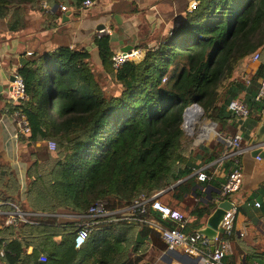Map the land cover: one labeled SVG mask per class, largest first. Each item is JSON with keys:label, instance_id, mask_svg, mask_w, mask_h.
I'll use <instances>...</instances> for the list:
<instances>
[{"label": "trees", "instance_id": "1", "mask_svg": "<svg viewBox=\"0 0 264 264\" xmlns=\"http://www.w3.org/2000/svg\"><path fill=\"white\" fill-rule=\"evenodd\" d=\"M82 1L0 0V18L14 34L28 25L27 6L58 17L54 5L77 11ZM197 2L192 11L187 10L189 2L179 6L185 17L152 48L143 46L138 63L113 67L110 35L95 37L108 82L98 79L85 48L63 44L51 51L23 53L17 71L28 97L19 103L6 99L5 113L20 109L27 118L30 132L19 134V142L42 143L31 155L26 197L0 195L5 210L13 209L7 204L13 202L29 212L32 221L0 228V264H35L41 252L48 259L43 264H139L147 237L155 233L147 224L99 222L75 248L76 224L83 220L77 215L97 200L106 201L110 210L124 209L140 193L149 197L167 192L182 199L193 185L196 160L204 164L217 155L216 150L193 146L185 136L183 113L192 103L203 108L220 132L231 134L249 126L246 120L241 125L237 119L230 121L236 118L227 110L233 98L243 94L249 120L252 109L264 108V102L255 99L259 78H264V0ZM256 51L262 57L255 68L237 70ZM49 140L55 143L52 151L46 145ZM5 182L10 188V180ZM0 184L4 186V180ZM212 208L209 203L196 205L191 213L198 221ZM152 214L149 209L147 215ZM165 224L174 226L171 221ZM29 245L32 254L26 252ZM227 255L225 263L234 264ZM255 257L257 253L248 259Z\"/></svg>", "mask_w": 264, "mask_h": 264}, {"label": "crops", "instance_id": "2", "mask_svg": "<svg viewBox=\"0 0 264 264\" xmlns=\"http://www.w3.org/2000/svg\"><path fill=\"white\" fill-rule=\"evenodd\" d=\"M190 1L99 0L95 6L77 11H72L66 5V11H70V13L65 19L62 18V14L66 11L63 13L60 6H54L59 10L58 17L27 6L25 14L28 25L14 34L8 31L6 19L0 18V85L3 86L0 91V169L2 170L0 183L4 180V186L0 184V195L2 192H7V195L18 198L20 196L21 199L26 197V182L32 176L28 172L33 160L31 155L34 147L42 143L39 140L35 144H27L19 142L18 138L15 139V124L11 115L5 113L7 99L5 89L11 82L13 71L19 67L20 57L24 55L23 53L26 55L27 52L51 51L63 44H68L73 49L85 48L89 51V60L94 72L106 77L108 74L104 71L97 47L93 44L99 29H110L108 35H110V46L114 53L123 51L124 47H128V50L143 46L152 48L158 40L161 41L171 32V27L185 17L184 10L179 6H184ZM100 25L103 26L100 27ZM261 57L262 55H260ZM257 63L258 60L253 61L249 57L248 60L245 59L238 64L237 70H253ZM201 115H198V118L193 119L190 123H186L185 126L182 124V127H188L191 130L195 124L202 121ZM230 121L236 122V118ZM246 121L249 122L248 127L243 129L239 127L242 141L241 152L237 156L242 172V182L239 189L230 196L237 213L234 232L228 236L229 249L226 260H229V255H232L234 264H239L241 261L244 264L253 263V261L257 264V261L263 260L262 256H264V108L261 110L252 109L250 120L248 117ZM213 127L210 122L198 126L197 139L195 140V142L207 140L202 145L205 148L204 151H217V155L204 164H200V159L196 160L199 167L194 171L202 169L206 173L207 179L199 180L194 172L193 185L182 199L173 197L172 193L157 194L165 204L189 215L186 233H193L205 226L208 215L197 221L191 210L196 205L201 206L205 203L213 204L212 210L216 207L214 202L219 198L222 184L232 167V161L222 157L226 149L224 138L232 134L221 132L217 137ZM215 139L219 145L216 144ZM48 142L46 141L48 151H52L53 148L49 147ZM215 146L217 149H213ZM257 155L261 157L257 158ZM38 163L40 171L39 168L42 164L40 161ZM7 180H10V188L6 185L5 181ZM255 202H258L259 205L256 206ZM5 212L9 211L2 207L0 228L5 226ZM152 215L162 225L167 226L165 224L167 220L159 219L156 213ZM152 230L155 233L147 237L146 254L139 264H165L161 257L167 250V245L162 240L159 231L153 227ZM253 253H257V257L252 260L248 259ZM172 264L181 263L173 260ZM189 264L203 263L200 259H191Z\"/></svg>", "mask_w": 264, "mask_h": 264}, {"label": "built area", "instance_id": "3", "mask_svg": "<svg viewBox=\"0 0 264 264\" xmlns=\"http://www.w3.org/2000/svg\"><path fill=\"white\" fill-rule=\"evenodd\" d=\"M99 0H83L81 3V9H88L97 4ZM197 0H191L188 6V11H192L197 6ZM45 5V4H44ZM61 11L64 13L67 9L66 5H60ZM103 34H110V29L102 28L97 31V36ZM31 52H27L30 54ZM143 49L141 47H133L127 51H116L112 55L113 67H118L125 62L138 63L142 57ZM259 58V52L256 51L251 55L253 61H257ZM13 79L6 87V98L12 100L14 103H19L21 100L27 99L25 92V85L21 75L17 69L12 73ZM165 77L163 78V81ZM259 89L257 91L255 99L264 102V78H259ZM227 110L232 116H235L241 125L249 116L250 109L245 102L243 96L233 98L227 105ZM11 118L15 124L16 131L14 134L15 139L19 134L27 135L30 132V126L25 114L20 109H15ZM241 130L238 129L234 134L224 138V144L226 146L225 151L222 154L223 159H230L232 161V167L228 172L227 178L222 184L220 189V200H230V196L236 192L242 182V172L238 165V154L241 152ZM50 148H54L55 143L49 141ZM257 155V158H260ZM222 159V160H223ZM197 174V178L201 181L207 179L206 173L202 169L194 171ZM4 202L0 200V213ZM13 209L5 212L4 225L16 226L20 221L32 222L27 218L29 213L21 211L14 203L7 202ZM258 206L259 203L255 202ZM157 214L159 219L167 220L174 223L173 227L162 225L156 218L148 216V210ZM126 210V211H125ZM128 211V212H127ZM121 212V216H117L116 213ZM236 209L232 206L227 210L223 217L218 234L215 237V247L210 250L209 239L203 233L194 231L193 233H186L185 227L189 221V215L183 213L179 209L170 207L168 204L162 202L157 194L153 196H146L140 193L132 203L120 210H110L106 207V201L97 200L88 207V210L83 215H77L83 218L82 221L76 224V231L73 237V244L75 248H80L89 237L92 225L99 222L116 221L126 219L128 221H139L147 224L150 228H155L159 231L162 240L166 243L167 248L177 249L183 253L189 254L194 257H199L203 264H226L224 257L229 249L228 235L234 228ZM140 214L141 216H139ZM34 248L29 245L26 249L27 254H32ZM3 253V249L0 250V254ZM47 256L44 253H39L37 256V262L35 264H43L47 262Z\"/></svg>", "mask_w": 264, "mask_h": 264}, {"label": "water", "instance_id": "4", "mask_svg": "<svg viewBox=\"0 0 264 264\" xmlns=\"http://www.w3.org/2000/svg\"><path fill=\"white\" fill-rule=\"evenodd\" d=\"M55 7H58V5H54ZM70 11H66V13L62 14V18L68 17ZM103 25H100V27ZM128 47H124L123 51H127ZM12 81L13 75L10 78ZM2 85H0V91L2 90ZM203 108L196 102L192 103L190 106L185 108L183 113V126H185L186 123H190L195 118H198V115L203 114ZM211 125H214L215 122H210ZM216 207L211 211V213L207 216L206 224L205 226L198 229L199 232L203 233L207 238L209 239L210 244V250H213L215 247V237L218 234V231L220 229L223 217L225 216L227 210H229L233 203L229 200H220L216 199L215 202ZM191 259L199 260V257H192L189 254L183 253L177 249H169L167 248L166 251H164L161 260L165 264H172V261L175 260L181 264H189V261Z\"/></svg>", "mask_w": 264, "mask_h": 264}, {"label": "rangeland", "instance_id": "5", "mask_svg": "<svg viewBox=\"0 0 264 264\" xmlns=\"http://www.w3.org/2000/svg\"><path fill=\"white\" fill-rule=\"evenodd\" d=\"M159 41V40H158ZM154 49V48H153ZM48 77V75H46ZM98 76V79L100 81H104V82H108L109 81V77L106 76V77H103V75L101 74H97ZM201 122H199L198 124H195L194 127L190 130L188 127H184L183 130H184V133H185V136L187 137H191V144L193 146H196V145H204L206 143L207 140H203V141H198V142H195V140L197 139L196 138V135L198 133V126H200L201 124L205 123V122H215L213 121L212 119H209L207 117L204 116V114L201 115ZM214 127V130L216 132V136L218 137L219 134H221L220 130H219V125L215 122V124L213 125ZM49 141H52V140H49ZM54 142V141H53ZM215 142L216 144H218L219 142L215 139ZM41 171H42V166H40ZM92 230V228H91Z\"/></svg>", "mask_w": 264, "mask_h": 264}, {"label": "bare ground", "instance_id": "6", "mask_svg": "<svg viewBox=\"0 0 264 264\" xmlns=\"http://www.w3.org/2000/svg\"><path fill=\"white\" fill-rule=\"evenodd\" d=\"M207 124V123H206Z\"/></svg>", "mask_w": 264, "mask_h": 264}]
</instances>
